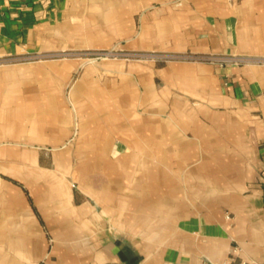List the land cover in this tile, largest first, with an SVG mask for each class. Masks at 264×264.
Listing matches in <instances>:
<instances>
[{"label":"crops","instance_id":"1","mask_svg":"<svg viewBox=\"0 0 264 264\" xmlns=\"http://www.w3.org/2000/svg\"><path fill=\"white\" fill-rule=\"evenodd\" d=\"M262 55L264 0H0V264H264Z\"/></svg>","mask_w":264,"mask_h":264},{"label":"built area","instance_id":"2","mask_svg":"<svg viewBox=\"0 0 264 264\" xmlns=\"http://www.w3.org/2000/svg\"><path fill=\"white\" fill-rule=\"evenodd\" d=\"M189 58H192V59H200L201 58V59L217 62L219 64H224L226 62H238L240 60V58H238L236 56L214 57V56H211V55L200 56V57L190 56ZM247 61L264 64V55L258 56V57L248 58Z\"/></svg>","mask_w":264,"mask_h":264},{"label":"rangeland","instance_id":"3","mask_svg":"<svg viewBox=\"0 0 264 264\" xmlns=\"http://www.w3.org/2000/svg\"><path fill=\"white\" fill-rule=\"evenodd\" d=\"M84 57L91 60H101L110 57L109 51H88L85 53Z\"/></svg>","mask_w":264,"mask_h":264}]
</instances>
